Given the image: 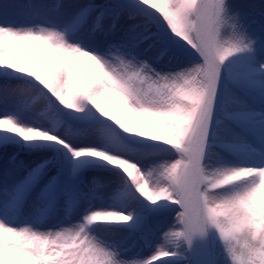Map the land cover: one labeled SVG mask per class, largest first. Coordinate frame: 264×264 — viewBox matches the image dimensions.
<instances>
[{
	"label": "bare ground",
	"instance_id": "obj_1",
	"mask_svg": "<svg viewBox=\"0 0 264 264\" xmlns=\"http://www.w3.org/2000/svg\"><path fill=\"white\" fill-rule=\"evenodd\" d=\"M88 1L93 0H0V192L4 193L0 196V264H35L31 253L21 250L23 243L30 241V237L36 241L55 240L58 251L61 243L78 247L80 252L104 254V238H98L104 234L99 233L100 225H109L105 227H110V234L114 231L121 235L134 233L136 227L130 222V218L135 209L147 214L150 220L163 218L164 222L171 218L165 231L167 242L163 247L166 251L159 263L184 264L185 256L180 249L178 237L180 223L177 218L183 215L203 264H211L208 249L194 220L196 187L205 144L209 146L202 166V192L207 206L214 212L213 221L238 242L246 239V247L237 250V255L243 258V264H255L253 253L260 254L264 250V213L244 214L242 208L249 210L264 204V166L260 167L264 163L263 31H259L256 42L243 43L239 47V56L233 57L216 54L212 46L207 44V35L201 36V55L220 69V78L215 95L199 123L189 154L184 159L188 170L183 182V197L175 211L164 213L165 207L160 205L161 202H151V193L142 194L137 175L130 165L120 156L109 155L104 151V147L112 143L109 138L111 130L120 132L119 139L126 146H135L134 141L137 139L136 135L131 134L134 129L131 114L114 110L110 101L104 99L110 86L107 84V88V85H103L97 75L100 66L112 72L123 64L125 57L114 37H104L100 33L103 27L126 24L128 21L123 19V15L128 13L119 14L117 12L120 10H117V18L100 24L101 18L96 17V14L94 16L99 11L96 9V2L87 5ZM117 1L121 6L125 5L123 0ZM194 1L156 0L155 3H149L148 0H143L140 11L132 15L142 17L150 8L172 31L185 33L192 20L202 24V20L196 15L191 19L190 6ZM196 1L199 8L203 1L207 5L209 37L213 29L215 0ZM229 1H233L235 5L232 2L225 7L223 28L216 34L223 47L229 43L226 35L228 29L235 26L241 17L250 15L252 18L256 14L253 12L255 0ZM258 1L264 4V0ZM92 5L95 7L91 9ZM240 8L242 11H237ZM90 9H94L93 14L90 13L92 11H87ZM76 11L81 15L80 18L76 16ZM220 21L221 19L216 21L215 27ZM78 22L84 24L76 29ZM70 24L74 25L73 28H70ZM130 24L137 27L134 23ZM57 25L60 26L54 28ZM88 25L95 29L84 34V28ZM75 32L76 36L73 38L72 34ZM121 34L126 37L123 32ZM58 49L71 55V60L65 61L59 56L53 60L52 53ZM117 86L118 84L111 88ZM69 96L85 98L82 114H66V107L72 101ZM21 108L24 113L16 114ZM30 114L43 115L49 121H57L63 117L62 125L72 129L70 134L61 132V138L67 145H59L61 149L48 146L44 136L37 134V129L33 130L40 124V119L33 118ZM215 118L217 123L213 128L212 121ZM243 129L247 132L244 133ZM68 144H71L70 148ZM7 154L13 155L16 163L21 165L20 173L15 174L16 180L24 177L27 180L26 187L35 185L23 205L26 206L25 211L31 205L39 208L38 222L53 223V229L48 230L47 226L40 230L30 228L26 221L18 218L17 212L24 202L26 192L17 191L12 179L7 177L8 173L6 176L4 165L1 167L2 159ZM154 164L158 169L159 165ZM158 171L160 172L155 174L153 185H157L161 193L158 197L152 195L157 197V201L169 189L168 183H156L169 178L168 174L162 173V168ZM89 174H96L95 181L84 179ZM60 179L77 186L88 184L87 193L94 196L96 193L105 195V199L94 197L93 201L121 207L108 208L109 210L95 208L92 211L85 207L87 210L83 211V215H88L90 219H82L77 216L75 206L71 205V202L82 199L76 194L74 200L63 206L64 209L58 205V199L55 207L48 206L42 211L46 203H43L45 200L36 191L44 187L46 182H51L55 193ZM113 183L119 186L112 188ZM120 185L126 186L124 198L131 207H125L118 197L113 198L120 190ZM150 192L153 193V189ZM257 194L261 204L257 203L258 199L252 200ZM56 206L64 216L60 217L55 212ZM88 206L92 208V205ZM174 213L175 217H172ZM49 231L52 232V237ZM15 237L19 239L18 242H12ZM153 237L160 239L158 235ZM249 251L253 256L250 257L251 260H247L246 256Z\"/></svg>",
	"mask_w": 264,
	"mask_h": 264
},
{
	"label": "rangeland",
	"instance_id": "obj_2",
	"mask_svg": "<svg viewBox=\"0 0 264 264\" xmlns=\"http://www.w3.org/2000/svg\"><path fill=\"white\" fill-rule=\"evenodd\" d=\"M123 1L128 7H123L126 11H120L118 13L122 14L123 12H127L128 15H123V19H127V23L129 24L126 23L111 28L103 27L100 35L104 37L113 36L125 60L118 69L112 72L100 66L97 70V75L103 85L108 84L110 86V91L106 94L103 92L105 95L104 99L106 100L107 98V100L110 101L114 106V110L127 111L131 114L134 121V129L131 131V134L136 135L137 139L134 141L135 146H126L119 139L120 132L115 133L111 130L109 138L112 139V143L104 147V151L109 155L120 156L130 165L132 171L137 175V181L144 195L148 193L156 195L157 197L160 195L161 192L158 191L157 185L153 184L155 182V174L159 173L160 171L158 170L162 168V173L164 175L168 174L169 178H166L167 181L161 179L156 183H168L169 189L165 194L160 196V200L157 201V197L152 195H150V200L153 204L161 202L160 205H165L164 210L166 211H175L183 196V182L188 170V166L186 162H184V159L189 154L192 142L199 129V123L214 97L220 78V69L216 66L213 67L210 61L201 55V36L203 34L208 36V33H210L208 25L209 13L204 1L200 3L199 8V3L195 0L190 6L191 19H194L193 15H196L200 17L202 24L190 20L191 24L189 30L185 33H178L172 31L161 17L157 18L155 12L150 8L147 9L148 13H145V15L143 14L142 17L133 16L132 14L134 12L140 11V3L143 0ZM255 1L253 12L256 14L252 18L250 15L241 17V19L235 23V26L228 29L226 35L229 43L223 47L216 34L222 31L224 22L222 20L225 15V7L233 1L215 0L213 29L211 35L207 37V44L212 45L216 54L224 57L239 56V47L242 46L243 43L256 42L257 38H259V31H263L264 33V4L262 1ZM94 2L99 6V11L95 14L96 17H102L99 19V22H101L100 24H103L106 20H114L118 17L115 12H105L104 14V11H100L103 9L105 10L106 7L114 8L112 6L113 2L118 5L114 9H118L119 3L115 0H93L88 1L86 4L88 5ZM148 2L155 3L156 0H148ZM233 5H235L234 2ZM195 11L199 13L196 14ZM237 11L240 12L242 10L240 8V10ZM78 16L81 15L79 14ZM121 17L122 16H120V18ZM220 19V24L215 27L216 21ZM130 22L134 23L137 27H132ZM67 24L68 23H66V25ZM42 25L47 26L48 24ZM59 26L60 25H57L54 28L57 29ZM131 27L133 29H131ZM93 29H95V27L91 25L86 26L84 28V34L91 32ZM121 32L126 34V37H124ZM75 36L76 32L72 34L73 38H75ZM168 43L173 46V53L164 51ZM60 50L61 49H58L57 52L52 53V56L50 55L53 60L57 58V56L62 60L66 59L65 61L71 60V55ZM3 53H6V51ZM12 64L15 66V63ZM64 64L65 62L63 65ZM116 84H118L117 88H111ZM109 86L107 88H109ZM69 97L72 98V101H70L66 107V114H82L85 98L82 96L78 98L74 96ZM262 102L264 103L263 100ZM94 109L97 110L96 108ZM23 110L24 109L21 108L16 114L24 113ZM30 116L35 118L37 115L30 114ZM36 119L39 120V117H36ZM63 120V117H60L59 123L63 124ZM56 123L57 122L48 120H40V124L35 126L33 130L35 131L37 129V134L44 136L45 143L48 146L61 149L60 146H64L67 143L61 138V132L65 131L67 134H70L72 133V129L66 125L58 126ZM216 123L217 118L212 121L213 128ZM244 133L246 132L244 131ZM117 144H119V146ZM70 146L71 144H68V148H70ZM208 146L209 144H205L203 148L200 171H202L201 168H203L202 166ZM90 147H92V143ZM119 150L121 152L124 151V153L119 152ZM222 150L224 149H221V151ZM66 163H68V161ZM154 163L159 165L158 169H156L157 166ZM3 165L6 176L8 173L9 176L7 177L12 179L14 188H19L18 183L20 181L24 184L27 182L24 177L16 180L15 174L20 173L19 169L21 165L20 163H16L13 155H4L1 167ZM263 166L264 163H262L260 167ZM95 175L96 174H89V176H85L84 179L89 182L93 181ZM59 182L55 194L56 200L54 202L51 201L50 197L53 188L51 182H46L44 187L42 186L36 191V193L38 192L42 199L45 200L43 203H46V206H48L47 203L51 202L55 207L56 202L60 199L57 203L61 206L60 208L64 209L63 206L69 203V201L74 200V195L79 194L82 199L79 202H71V205L75 206L74 210L78 217L82 219L88 218L87 220H89L90 217H88V215H83V211L87 209L92 211L95 210V208L109 210L108 208L118 209L121 207L106 205L107 203L100 204L97 203V201H93L92 199L94 197L97 199H105V195L96 193V196H94L87 193L88 184H78L79 186H77L75 183L70 184L62 179H60ZM118 186L119 184L113 183L112 188ZM22 188H24V186ZM125 189V185H120V190L116 192L113 198L118 197V199H121L125 204V207H131L129 202L124 198ZM151 189H153V193L150 192ZM202 189L203 176L200 175L196 187L197 198L194 209V220L199 227L202 241L208 249L211 264H243V258L237 255V250L246 247V239L238 242L213 221L214 212L207 206ZM23 190H26V188ZM31 192H33V186L28 189L29 195ZM3 194V192H0L1 197ZM258 198H260V196L257 194L253 196L252 200L256 201ZM260 202L261 200L259 201L258 199L257 203L261 204ZM262 203H264V200H262ZM88 205H92V208H89ZM57 206L55 212L61 215L60 217L64 216V214L58 210ZM85 207H87V209H85ZM133 210L134 208H132V211ZM242 210L244 214H261L262 212L264 213V204L254 206L249 210L248 208H242ZM134 211L135 212L131 214L130 218V222L134 223V227H136L133 231L134 233L129 232L125 235H121L114 231L110 234V227H105L109 225H100L101 227L99 229L101 230H99V233L104 234L100 235L98 238H104L102 240V243L104 242L106 247V253L104 254L94 253L93 251L80 252V248L78 247L63 245L61 243V249L58 251L56 249L57 245L55 240L36 241V239L32 237H30V241L23 243L21 250L31 253L33 257L32 261L35 262V264H169L159 263V261L162 260L164 256L165 248L163 246L164 243L167 242L165 231L169 227L168 221L171 218L164 222L162 221L163 218H154L150 220L149 216L141 210L135 209ZM28 215L30 216L31 213H28ZM172 217H175V213ZM177 218L179 219L181 233L180 249L185 256V264H203L196 243L189 233L184 216H177ZM34 220L35 218L33 221ZM22 221H26L30 228L36 226L33 221L27 220L25 216L22 217ZM52 227L53 224H50V227L47 229H53ZM50 233L52 232L49 231V234ZM155 235L160 236V239L156 240V237H153ZM52 236L53 234H50V237ZM14 241L18 242L19 239H16V237L12 238V242ZM262 243L264 244V237ZM14 251L16 252L17 250ZM253 255H255V264H264V250H261L260 254L253 253ZM246 256L247 260H251L250 257L252 256V252L249 251Z\"/></svg>",
	"mask_w": 264,
	"mask_h": 264
}]
</instances>
